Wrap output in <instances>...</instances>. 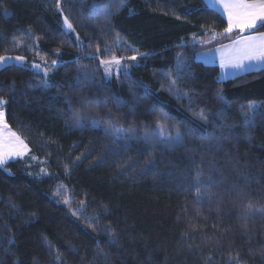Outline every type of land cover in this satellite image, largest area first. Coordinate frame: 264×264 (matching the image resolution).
Returning <instances> with one entry per match:
<instances>
[{
	"label": "trees",
	"instance_id": "16d2710c",
	"mask_svg": "<svg viewBox=\"0 0 264 264\" xmlns=\"http://www.w3.org/2000/svg\"><path fill=\"white\" fill-rule=\"evenodd\" d=\"M226 28L203 0H0V56L26 62L0 98L29 147L0 167V264H264V68L219 81L195 60L242 34Z\"/></svg>",
	"mask_w": 264,
	"mask_h": 264
},
{
	"label": "snow or ice",
	"instance_id": "6c2138e0",
	"mask_svg": "<svg viewBox=\"0 0 264 264\" xmlns=\"http://www.w3.org/2000/svg\"><path fill=\"white\" fill-rule=\"evenodd\" d=\"M211 2L214 5L222 4L223 11L228 18V27L224 30L225 32H231L234 28H238L241 32H244L255 28L258 23L264 24V0H211ZM64 25H66L68 30H74L73 25L69 22L67 17L64 19ZM231 47L232 51L229 53L228 57H221V67L231 66L243 69L252 63H264V33H260L259 36L241 37L239 40L234 41ZM8 59L10 58L0 56V62H5ZM15 59L17 61H23L24 57L17 56ZM130 59L136 60L137 56H132ZM57 63L58 61H52L53 66ZM101 63L104 64L106 70H108L112 64L120 65L121 60L113 58L112 60L101 61ZM34 67L37 66L34 65ZM45 75H47V69H45ZM4 103V99L0 98V166L4 165L10 157L22 156L24 154L23 150L27 147L18 134L12 132L10 126L6 123L5 113L2 108ZM249 108L251 109V113L255 112L254 106L250 105ZM196 115L199 119L206 120L203 111ZM74 119L78 127L83 126V118H81L78 113L75 115ZM249 123H251V121H249ZM92 124L93 126L99 127L94 119L92 120ZM104 131L120 139H123V134L125 132H131L132 135L129 138H136L135 129L116 128L110 125L105 128ZM148 135L149 134L146 133L144 136L146 141ZM159 139L160 142L164 143L166 146L179 145L183 142V137L179 130H177L174 135H162ZM76 159L79 161L81 157H77ZM152 166H154V164L150 163L149 167ZM199 175L200 173H197V177H199ZM197 191L199 193L200 190L198 189ZM59 194L58 192L57 195ZM64 203L67 204L68 200H65ZM13 207H15V205H13ZM248 207L250 210L252 209V205H248ZM102 230L109 233V243H114L115 232L111 226L106 225ZM97 246L99 247V241H97ZM72 250L74 251L75 249ZM54 264H60L59 258L54 261ZM229 264H231V261H229Z\"/></svg>",
	"mask_w": 264,
	"mask_h": 264
},
{
	"label": "crops",
	"instance_id": "0c3cea01",
	"mask_svg": "<svg viewBox=\"0 0 264 264\" xmlns=\"http://www.w3.org/2000/svg\"><path fill=\"white\" fill-rule=\"evenodd\" d=\"M203 1L208 7L217 11L226 20L227 27H228V18H227V15L223 11L222 4L214 5L211 2V0H203ZM260 25L261 24L258 23L257 26H260ZM251 30L252 29H249V30L242 32V34L240 36H238L236 39H234L230 42H226V43L217 45V46L212 47V48L207 49V50L196 52L195 53V60L197 62L203 64V65H208V66L209 65H215V66H217L219 69V75H218L219 81H226L228 79L238 77L242 74L264 68V63H258V64L252 63L243 69L234 68L231 66L221 67V57L222 56L225 58L228 57L229 53L232 51L231 46L233 45L234 41L239 40L241 37L259 36L260 33H264V31L263 32H257V33H250L249 31H251ZM234 31L241 32L238 28H234L231 32H234ZM247 32H249V33H247Z\"/></svg>",
	"mask_w": 264,
	"mask_h": 264
},
{
	"label": "rangeland",
	"instance_id": "374dc122",
	"mask_svg": "<svg viewBox=\"0 0 264 264\" xmlns=\"http://www.w3.org/2000/svg\"><path fill=\"white\" fill-rule=\"evenodd\" d=\"M64 19H65V18L62 17V26H63V28H64V30H65L66 33H70L71 30H68L67 27H66V25H64ZM3 56H5V57H9L10 59H8V60L5 61V62H0V69L3 68V67H5V66H7V65H10V64H16V65H19V66L26 65L25 59H24L23 61H17V60L15 59V57L20 56V55H16V54H6V55H3ZM132 56H136V55L133 54ZM132 56L122 57V58H121V57H117V56L112 55L109 59L104 60V61H108V60H112L113 58H116V59H120V60H121V64H120V65L112 64L111 67H110V69H108V70H106L105 65L101 63V67H102V69H103L104 72H105V76H106L107 78H110V77H112V76H116L117 74H119V72H121V70H122V68H123L124 62L127 61V60H128V61H129V60L132 61V59H130V57H132ZM34 65H36L37 67H34ZM29 67H30L31 69H33L34 71L38 72V73H45V69H44L41 65H39L38 63L30 64ZM2 108H3V111H4V113H5L4 105H2ZM5 120H6V119H5ZM6 123H7V122H6ZM10 130H11L12 132L17 133V132H16L14 129H12V128H10ZM158 130H160V132L163 133V130H161V129H159V128H158ZM161 133H160V134H161ZM17 134H18V136L23 140L24 144L27 145V142H26V140L24 139V137H22L19 133H17ZM23 152H24V154H23L22 156H19V157H10V158L8 159V161H7L4 165H2V166H0V167H2V168L5 169V165H6L8 162H10V161H14V160H17V159H21V158H24L25 156H27V155H28V152H29V147H28V145H27L26 149L23 150ZM33 162L39 164V166H38L39 174H40V172H41L42 175H46V171H45V169H44L43 162H42V161L33 160L31 163H33ZM6 171L8 172V170H6ZM58 192L60 193L59 195H57ZM54 198L57 199V200H59L62 204L69 206V203H70V195L66 192V190H65V188H64L63 185H58V186L56 187ZM65 200H68V203H67V204L64 203ZM71 211L74 213V212H75V209L72 208ZM78 212H79V211H78Z\"/></svg>",
	"mask_w": 264,
	"mask_h": 264
}]
</instances>
